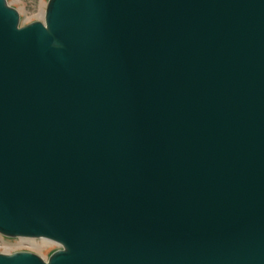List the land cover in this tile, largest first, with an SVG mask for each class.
<instances>
[{
    "label": "water",
    "instance_id": "1",
    "mask_svg": "<svg viewBox=\"0 0 264 264\" xmlns=\"http://www.w3.org/2000/svg\"><path fill=\"white\" fill-rule=\"evenodd\" d=\"M0 264H264V0H0Z\"/></svg>",
    "mask_w": 264,
    "mask_h": 264
},
{
    "label": "rangeland",
    "instance_id": "2",
    "mask_svg": "<svg viewBox=\"0 0 264 264\" xmlns=\"http://www.w3.org/2000/svg\"><path fill=\"white\" fill-rule=\"evenodd\" d=\"M8 3L16 8L21 16V25L25 26L30 23L45 20V9L48 0H7ZM14 240L20 241L23 239H10L0 235V253H12L19 249L33 252L48 260L50 255L59 250L61 247L57 243L50 241L51 244H42L45 239H25L34 243L14 244ZM49 241V240H48Z\"/></svg>",
    "mask_w": 264,
    "mask_h": 264
},
{
    "label": "bare ground",
    "instance_id": "3",
    "mask_svg": "<svg viewBox=\"0 0 264 264\" xmlns=\"http://www.w3.org/2000/svg\"><path fill=\"white\" fill-rule=\"evenodd\" d=\"M14 244H23V243H34L33 241H30V240H25V239H23V240H21V242L20 241H17V240H14V242H13ZM42 244H45V245H50L51 244V242L50 241H48V240H43L42 241ZM17 251H25L24 249H19V250H17ZM11 253V252H10ZM13 253V252H12ZM9 254V253H8Z\"/></svg>",
    "mask_w": 264,
    "mask_h": 264
}]
</instances>
